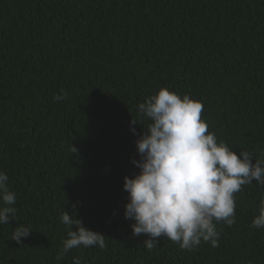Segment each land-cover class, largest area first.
<instances>
[{
  "label": "trees",
  "instance_id": "1",
  "mask_svg": "<svg viewBox=\"0 0 264 264\" xmlns=\"http://www.w3.org/2000/svg\"><path fill=\"white\" fill-rule=\"evenodd\" d=\"M161 88L202 102L217 142L260 159L264 0H0V171L18 210L0 225V264H264L255 181L235 193V223L216 225L217 247L161 237L149 251L132 234L124 178L140 172L136 141L150 123L138 105ZM64 211L107 248L58 260ZM18 224L33 230L22 244Z\"/></svg>",
  "mask_w": 264,
  "mask_h": 264
},
{
  "label": "clouds",
  "instance_id": "2",
  "mask_svg": "<svg viewBox=\"0 0 264 264\" xmlns=\"http://www.w3.org/2000/svg\"><path fill=\"white\" fill-rule=\"evenodd\" d=\"M66 97L64 92L54 98L62 101ZM202 110V102L168 88H161L138 105V114L150 123L136 141L140 159L132 162L140 172L124 178L128 193L124 215L134 221V236L147 237L143 244L149 251L161 237L184 250L194 249L201 241L217 247L216 225L221 221L228 226L235 223V193L254 181L264 185V153L254 159L248 151L241 149L238 155L223 141L217 142L215 133L209 132L201 119ZM136 123L133 118L131 125ZM131 130L136 132L135 127ZM71 150L77 152L74 145ZM8 181V175L0 171V225L17 220L16 194ZM258 212L252 227L264 228V198ZM59 219L68 228V238L58 260L80 246L107 248L105 235L86 228L75 214L64 211ZM32 231L29 225L18 224L11 240L22 244V238ZM73 264H83L82 257H73Z\"/></svg>",
  "mask_w": 264,
  "mask_h": 264
}]
</instances>
